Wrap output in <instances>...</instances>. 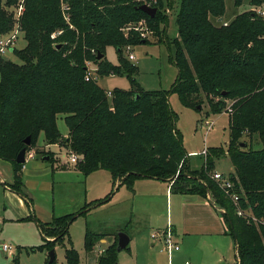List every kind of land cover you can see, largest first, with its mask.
<instances>
[{
	"label": "trees",
	"instance_id": "16d2710c",
	"mask_svg": "<svg viewBox=\"0 0 264 264\" xmlns=\"http://www.w3.org/2000/svg\"><path fill=\"white\" fill-rule=\"evenodd\" d=\"M20 2L23 11L15 16ZM158 2L0 0V36L10 34L16 24L25 40L24 47L12 49L20 63L0 58V157L12 165L11 189L30 205L22 185V164L15 159L22 148L35 147L36 137L42 133L45 144L63 145L73 152V168L84 175L104 169L112 181L119 179L126 187L135 178H153L170 182L172 192L208 193L223 209L221 217L233 238L232 264H264V18L252 10L264 8V0H249L251 9L226 24L211 21L222 17L223 0H179L174 14L177 35L172 40L165 35L167 18L160 14ZM232 2L238 6L241 0ZM61 3L69 7L67 20ZM142 3L155 8L152 17L138 9ZM10 7L16 9L8 11ZM139 19L146 21L152 37L165 43L169 51L176 74L168 90H143L133 79L135 67L121 57L123 46L134 44L136 37L132 32L124 37L120 28ZM52 34L56 35L50 37ZM107 46L115 50L116 65L104 58ZM96 54L101 57L96 59ZM85 59L98 65L100 75H124L128 89L114 88L108 97L95 78L85 79ZM171 92L182 106L193 109L203 96L214 113L224 107V99L232 100L224 151L245 217L234 214L228 198L209 178L214 171L212 160L193 172L185 169L188 155L168 104ZM57 117L66 127L63 139L56 129ZM252 135L261 147H250ZM111 192L48 223L33 219L43 238L40 248L51 249L77 215L108 200ZM47 235L55 238L47 240ZM99 237L85 229L84 250H91ZM115 238L93 264H116ZM64 258L66 264L78 262L71 248L65 250ZM43 264H55L54 258L47 262L46 256Z\"/></svg>",
	"mask_w": 264,
	"mask_h": 264
},
{
	"label": "rangeland",
	"instance_id": "374dc122",
	"mask_svg": "<svg viewBox=\"0 0 264 264\" xmlns=\"http://www.w3.org/2000/svg\"><path fill=\"white\" fill-rule=\"evenodd\" d=\"M158 1L157 5L160 14L167 18L165 35L169 40H172L177 35L174 14L179 0ZM248 1L241 0V3L235 6L232 0H223L224 12L221 18L225 21V24L236 14L251 9L252 6L249 7ZM20 3L19 5L22 4ZM18 7L15 10V13L17 12L15 16L18 15ZM14 9L16 8L10 7L8 11H13ZM21 11H23V8ZM217 19L211 18V21L213 23L219 22L220 20ZM120 29L124 37L128 36L129 32L134 33L133 35L136 37L134 44H126L121 51L123 60L135 67L134 81L143 90H168L175 78L176 69L168 59L169 51L166 44L152 37L151 28L144 19L127 22ZM55 35L52 34L50 37ZM13 46L16 49L25 46V40L19 33ZM127 51L132 53L134 60L127 58ZM90 53L94 54L95 52L94 50H90ZM0 58L20 63V59L10 50L0 55ZM104 58L111 65L117 64V56L112 47H106ZM83 65L87 70L91 71L89 76L95 78L97 85L101 86L105 91H109L110 94L114 88L128 89V82L121 73L100 75L98 65L89 59H85ZM201 98L199 108L195 109L182 106L175 92H171L167 99L169 107L176 115L175 127L180 134L185 151H197V155L187 156L185 169L193 172L201 164L212 160V170L216 168L230 176V174H233V169L224 149L228 138L227 121L231 113L232 100L224 99V107L219 112L214 113L208 108L203 96ZM205 120L212 121L208 129H206V125L203 123ZM56 129L61 135L60 139H63L66 127L61 117L56 118ZM241 139L243 141L247 140L246 137H242ZM250 142L252 143L250 147L253 149L261 147V143L258 141L256 135H252ZM35 145V147H31L30 149L32 156L34 153L37 157L47 156L52 162L51 166L54 168L56 166L60 167V165H56L55 163L60 164L65 159L62 156L64 154L63 145L45 144L42 133H39L36 137ZM203 149L205 153L202 155L200 152ZM215 149L217 152L213 153L212 150ZM218 149H221V151L219 152ZM28 161L25 164L27 166L29 165ZM42 162L44 163V161ZM48 162H50L48 159L45 160L44 165H50ZM56 169H61V171H53V174L51 172L42 177V179L54 182L52 192L50 189L35 188L31 190L32 193H29L32 207L38 206L40 208L38 209L39 211L43 210V212L53 213V216H59L61 213L64 214L78 209L79 207L77 206L79 205L75 204H77L82 195L88 198L93 194H98L99 199H102L110 191L109 175L104 169L94 170L87 175H83L77 169H72V164H67L64 168L57 167ZM11 173L12 168L10 164H0V175L4 181L11 182V179H8ZM160 185L154 184L150 186L151 189L155 190L157 187H162ZM114 189L111 190L112 192L108 200L97 205L95 204L84 214L76 216L68 225L66 233L63 236H57L60 240L53 243L52 247L55 264H66L64 254L65 250L69 248L77 253V264L95 263L98 254L101 253L99 251L103 250L106 246L101 250L97 249V245L101 244L97 239L92 249L85 251L83 246L85 229L107 238H111V235H115L119 231L130 236L127 248L116 253L115 258L118 264H157L165 261V257L157 250V244L153 247L149 246L150 230L148 231L149 225L145 224L144 218L140 219L138 217L137 220L136 217L130 216L129 209L131 210L130 206L132 200L135 198H133L132 191L126 189L124 186L118 188L116 192H114ZM206 198L210 201L213 200L208 193L206 194ZM214 204L217 208H221L216 203ZM25 209H27L26 205L22 208L19 205L17 197L11 196L7 198L0 193V264H43L45 261L48 250L40 248L43 242L42 235L38 232L30 214L26 216L24 213ZM33 213H35L34 208ZM253 222L256 223L257 221ZM54 238V235L45 236L47 240ZM151 240L157 241L152 238ZM2 244L9 245L12 248V253L4 252L1 249ZM93 259H95L94 262ZM181 263L182 261L179 264Z\"/></svg>",
	"mask_w": 264,
	"mask_h": 264
},
{
	"label": "crops",
	"instance_id": "0c3cea01",
	"mask_svg": "<svg viewBox=\"0 0 264 264\" xmlns=\"http://www.w3.org/2000/svg\"><path fill=\"white\" fill-rule=\"evenodd\" d=\"M217 20H222V18H218ZM222 21L225 22L224 20ZM196 152L189 151L186 153L189 156H193L197 155ZM43 157L44 156L37 157L34 153L32 157L26 156L25 162L22 164V185L28 197H30L29 193L31 192V190L35 188L43 190L50 189V191L52 192L54 189V182L52 180L47 181L45 179H42V177L51 172L53 174V171H61V169L56 168L62 167L56 166V168H54L53 166H51V160H49L50 162H48L50 163V165H44L45 160L43 159ZM27 160H29L28 166L25 165ZM42 161H44V163ZM7 163L11 165L8 160L0 157V164ZM55 164L60 166L67 165L63 162L60 164ZM72 169L76 170L75 168H73V165ZM214 169L216 171H219L216 168ZM108 177L111 186L110 190L115 188L114 192H116L118 188L124 186L122 184H119V179H115L112 181L110 175ZM8 179H11V182L4 181L0 175V193L7 198L11 196L17 197V199L19 200V205L22 208L24 205H26L27 207L24 212L26 216L30 214V217L32 219H35L41 223H48L52 218L58 217L53 216V213L47 211H39L38 209L40 208L36 205L32 207L31 197L29 205L19 194L11 189V185L14 184L13 170L11 176ZM154 184H161L160 186L162 187H157L155 190H153L151 189V186H153ZM124 187L131 190L133 198L135 197L132 200V204L130 206L131 210L129 209L130 216L136 217L137 220L138 217L140 219L144 218L145 224L149 225L148 231L162 230L166 226H169L173 234V239L179 246V249L177 251L166 255L163 251L160 250V243L151 240V238L149 237V246L153 247L157 244V250L161 255L165 257L164 262H159L157 264H179L180 261H182L181 264H183L184 260H187L188 262H190V264H232L234 262L235 245L233 242V238L223 222L220 214L221 211L212 201L208 200L206 196L172 192L170 190V182H168L167 180H158L153 178H135L131 182L130 187ZM97 199H99L98 194H93L88 198L85 195H82L80 196L77 204H75L79 205L77 206L79 208L72 212H67L64 214L78 211L84 205L89 204L90 202H93ZM33 208L35 210V213H33ZM31 212L33 216H31ZM64 214L61 213V215ZM35 226L39 232L40 230L37 227L36 223ZM114 236H116V234L111 235V238H107L104 236L99 237L97 241L101 242V244L97 245V249H102L103 247L112 243L114 240ZM127 237L128 242L124 247L125 249L129 244L130 236L128 235ZM94 260L95 259H93V262ZM116 264H118L117 261Z\"/></svg>",
	"mask_w": 264,
	"mask_h": 264
},
{
	"label": "built area",
	"instance_id": "2783aa9c",
	"mask_svg": "<svg viewBox=\"0 0 264 264\" xmlns=\"http://www.w3.org/2000/svg\"><path fill=\"white\" fill-rule=\"evenodd\" d=\"M68 8H69L68 5H66L65 3L60 4V10L65 20H67L66 11L68 10ZM21 9H22V4L19 5L18 7V14H20ZM252 10L264 18V8L263 7H256V8H253ZM223 24H225V22H223ZM18 32H19V29H18V26L16 25L10 34L0 36V55L6 53V51L8 50L11 51L13 49L14 47L13 45L15 44V41L17 40ZM127 58L129 60H134V56L132 55L130 51H127ZM90 72L91 71H89L88 69L85 74L86 80L88 79ZM105 93L107 96L110 94L109 91H106ZM203 123L206 125V129H208L211 126L212 121L205 120ZM64 149H63L64 154L62 156H64L65 159L63 163L74 165L76 163V155L73 152L68 151L65 147ZM200 153H202L203 155L205 153V150L203 149ZM26 156L32 157V153L30 150L26 151ZM209 178L221 189L223 194L228 198V200L233 206L234 214L236 216L245 217L246 214L244 213V211L241 209V207L238 204L240 191L234 186V182L230 180L229 176L225 173L214 170L209 173ZM218 209L221 212L223 211L222 208H218ZM250 219L255 221V218L252 216L250 217ZM149 237L152 239H156L160 243L161 245L160 250L163 251L166 255H169L170 253L175 252L179 249L178 244L173 239V234L169 226H166L162 230L151 231L149 233ZM1 248L7 253H12V248L7 244H2ZM183 264H190V262H188L187 260H184Z\"/></svg>",
	"mask_w": 264,
	"mask_h": 264
},
{
	"label": "water",
	"instance_id": "95a60500",
	"mask_svg": "<svg viewBox=\"0 0 264 264\" xmlns=\"http://www.w3.org/2000/svg\"><path fill=\"white\" fill-rule=\"evenodd\" d=\"M138 9L141 10L142 12H144L145 14H147L149 17H152L155 13V8L149 6L146 3H142V4L138 5ZM56 47L58 48L59 44L56 45ZM100 57H101L100 54H96V59H99ZM196 108H199V106H196ZM25 143L27 145L30 143V137H27L25 139ZM240 145L242 146V143H240ZM25 155H26V148H22L16 156V159H15L16 162L23 164L25 162ZM43 159L47 160L48 157L44 156ZM127 242H128L127 235L122 231L117 232L116 233L115 251L119 252L120 250H122L126 246ZM46 256H47V262H51L53 260L54 253H53L52 248L47 251Z\"/></svg>",
	"mask_w": 264,
	"mask_h": 264
}]
</instances>
